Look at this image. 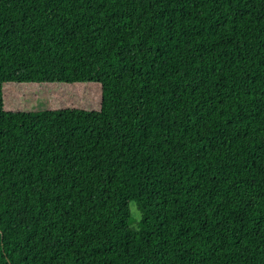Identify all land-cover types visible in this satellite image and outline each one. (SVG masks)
<instances>
[{
    "label": "trees",
    "instance_id": "16d2710c",
    "mask_svg": "<svg viewBox=\"0 0 264 264\" xmlns=\"http://www.w3.org/2000/svg\"><path fill=\"white\" fill-rule=\"evenodd\" d=\"M0 264H264V0H0Z\"/></svg>",
    "mask_w": 264,
    "mask_h": 264
},
{
    "label": "rangeland",
    "instance_id": "374dc122",
    "mask_svg": "<svg viewBox=\"0 0 264 264\" xmlns=\"http://www.w3.org/2000/svg\"><path fill=\"white\" fill-rule=\"evenodd\" d=\"M77 90L53 85L52 87H37L34 85H7L5 87L6 101L10 109H24L25 102L31 97L45 96L55 105L71 104L75 100L81 102L91 101L94 97L93 86L80 85ZM73 103V104H76ZM84 104V103H81ZM96 104V103H95ZM132 216L134 218L133 227L137 225L139 213L134 204H131Z\"/></svg>",
    "mask_w": 264,
    "mask_h": 264
}]
</instances>
